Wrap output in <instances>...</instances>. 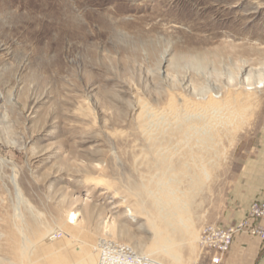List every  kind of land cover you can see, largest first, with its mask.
<instances>
[{
    "label": "rangeland",
    "instance_id": "374dc122",
    "mask_svg": "<svg viewBox=\"0 0 264 264\" xmlns=\"http://www.w3.org/2000/svg\"><path fill=\"white\" fill-rule=\"evenodd\" d=\"M263 123L264 0H0V264H211Z\"/></svg>",
    "mask_w": 264,
    "mask_h": 264
},
{
    "label": "built area",
    "instance_id": "2783aa9c",
    "mask_svg": "<svg viewBox=\"0 0 264 264\" xmlns=\"http://www.w3.org/2000/svg\"><path fill=\"white\" fill-rule=\"evenodd\" d=\"M242 233L258 237L264 243V198L253 200L245 217L231 225L206 224L201 230L199 244L211 255L212 263L221 264L230 251L235 237ZM107 246L109 249L101 248L100 255L101 262L105 264H160L130 247L110 243Z\"/></svg>",
    "mask_w": 264,
    "mask_h": 264
},
{
    "label": "crops",
    "instance_id": "0c3cea01",
    "mask_svg": "<svg viewBox=\"0 0 264 264\" xmlns=\"http://www.w3.org/2000/svg\"><path fill=\"white\" fill-rule=\"evenodd\" d=\"M256 137L257 140L252 148V157L248 166L247 163L244 165L242 173V179L246 183L243 192L249 199L234 215L233 223L245 217L253 200L264 198V123L257 129ZM263 246L264 243L258 237L238 234L221 264H264ZM211 264L214 263L211 261Z\"/></svg>",
    "mask_w": 264,
    "mask_h": 264
},
{
    "label": "bare ground",
    "instance_id": "6f19581e",
    "mask_svg": "<svg viewBox=\"0 0 264 264\" xmlns=\"http://www.w3.org/2000/svg\"><path fill=\"white\" fill-rule=\"evenodd\" d=\"M185 109L187 110V112L186 113H188L189 115H203V117H211V114L209 115V113L207 112V111H204V110H202V111H200L197 107H193V106H190V104H185ZM191 108V109H190ZM176 107H175V104H174V101H173V99H171L170 100V102L168 103V106H167V108H164V109H152L153 110V112L158 116V117H168L169 119H172L173 121H174V123L173 124H176L177 123V126H176V129H177V131L178 130H185L186 128L188 129V128H192V124H191V122H187L188 121V119L187 120H185L186 119V116H180V114L178 113V112H176ZM150 110V109H149ZM151 110V111H152ZM145 111H146V109H145V106L144 105H142L141 106V112H140V117H143L144 116V114H145ZM188 115V116H189ZM203 119V118H202ZM211 119V118H210ZM204 120V119H203ZM211 121V120H210ZM209 122V121H208ZM85 180H87V181H90V182H92L93 184L94 183H96L98 186H101V185H103L106 181L103 179V178H96V177H93V176H86V178H85ZM107 183V182H106ZM75 216H76V214L75 213H73L72 215H71V218L72 219H75ZM199 236H200V234H199ZM198 238V237H197ZM117 246H124V245H117ZM104 248H108L109 249V247L107 246V247H104ZM101 251L102 250H100L99 251V256H98V261H97V264H105L103 261L101 262V260H100V255H101ZM139 254H141V253H139ZM141 255H143L144 257H148V258H151L152 260H154V261H156V262H158V263H160V264H165V263H163L162 261H159V260H157V259H154L153 257H151V256H148V255H144V254H141Z\"/></svg>",
    "mask_w": 264,
    "mask_h": 264
}]
</instances>
